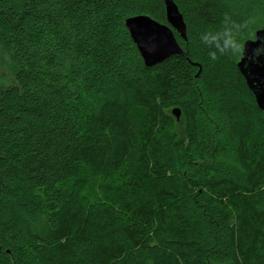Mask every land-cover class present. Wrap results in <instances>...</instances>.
<instances>
[{"label":"trees","instance_id":"1","mask_svg":"<svg viewBox=\"0 0 264 264\" xmlns=\"http://www.w3.org/2000/svg\"><path fill=\"white\" fill-rule=\"evenodd\" d=\"M173 1L185 56L147 67L125 21L167 25L164 0H0V264H264V111L237 67L264 4ZM225 17L241 54L212 62Z\"/></svg>","mask_w":264,"mask_h":264},{"label":"water","instance_id":"2","mask_svg":"<svg viewBox=\"0 0 264 264\" xmlns=\"http://www.w3.org/2000/svg\"><path fill=\"white\" fill-rule=\"evenodd\" d=\"M164 2L167 25L146 15L133 16L125 21V26L147 67L158 65L173 55L185 56L175 36L176 32L183 40H187L184 17L173 0ZM261 46H264V28L256 32L254 39L245 42L237 67L253 93L258 108L264 111V55H253L255 49ZM172 114L180 120V109H174Z\"/></svg>","mask_w":264,"mask_h":264},{"label":"clouds","instance_id":"3","mask_svg":"<svg viewBox=\"0 0 264 264\" xmlns=\"http://www.w3.org/2000/svg\"><path fill=\"white\" fill-rule=\"evenodd\" d=\"M248 27L233 23L230 18L225 17L223 27L218 30H205L199 34V42L208 49V59L212 62L220 58L236 59L241 54L243 31ZM254 56L264 55V46L254 51Z\"/></svg>","mask_w":264,"mask_h":264},{"label":"rangeland","instance_id":"4","mask_svg":"<svg viewBox=\"0 0 264 264\" xmlns=\"http://www.w3.org/2000/svg\"><path fill=\"white\" fill-rule=\"evenodd\" d=\"M241 0H239L240 2ZM245 1L246 4L253 3L254 0H242ZM238 2V4H240ZM244 3V4H245ZM262 3L264 4V0H262ZM237 4V3H236ZM257 20L258 23L255 22V24H260L263 22L264 18V10H260L257 12ZM1 55V53H0ZM13 68L9 62V59L5 56V58L0 59V80L6 81L13 79ZM203 123L205 126V129L212 135L214 138L215 143L224 141V136L226 132V124L224 119L216 114L214 109H210L209 113L203 114ZM179 131H181V128H179ZM224 143V142H223ZM35 222V228L37 231H42L43 228H45V224L42 219L38 218Z\"/></svg>","mask_w":264,"mask_h":264}]
</instances>
